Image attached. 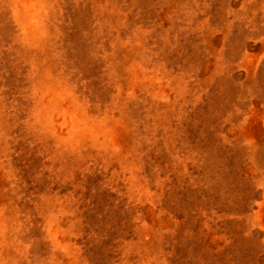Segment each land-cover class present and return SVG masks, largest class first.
Segmentation results:
<instances>
[{
  "label": "rangeland",
  "instance_id": "374dc122",
  "mask_svg": "<svg viewBox=\"0 0 264 264\" xmlns=\"http://www.w3.org/2000/svg\"><path fill=\"white\" fill-rule=\"evenodd\" d=\"M0 264H264V0H0Z\"/></svg>",
  "mask_w": 264,
  "mask_h": 264
}]
</instances>
